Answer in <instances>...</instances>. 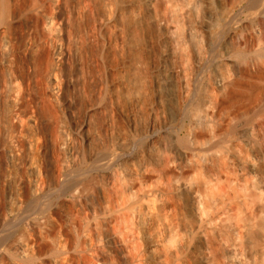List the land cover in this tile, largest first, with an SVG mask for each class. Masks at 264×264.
I'll use <instances>...</instances> for the list:
<instances>
[{
    "label": "bare ground",
    "instance_id": "6f19581e",
    "mask_svg": "<svg viewBox=\"0 0 264 264\" xmlns=\"http://www.w3.org/2000/svg\"><path fill=\"white\" fill-rule=\"evenodd\" d=\"M30 11L42 44L26 51L58 83L50 96L69 122L55 120L57 147L71 158L50 185L33 175L30 196L12 191L13 216L61 203L81 241L68 253L85 263L264 264V0H34ZM10 14L0 0V100L15 121ZM13 216L0 218V244ZM56 226L43 228L47 246Z\"/></svg>",
    "mask_w": 264,
    "mask_h": 264
},
{
    "label": "rangeland",
    "instance_id": "374dc122",
    "mask_svg": "<svg viewBox=\"0 0 264 264\" xmlns=\"http://www.w3.org/2000/svg\"><path fill=\"white\" fill-rule=\"evenodd\" d=\"M33 1L10 0L11 16L7 23L6 32L11 38V58L20 81L18 83L20 88H18L21 95L19 93L20 100H18L15 109L19 112V118L22 120L18 118L12 121L9 118L12 105L9 102L4 103L0 100V117L2 121L0 132V218L5 215H15L10 207V194L12 191L14 193L18 190L22 198L31 195L33 188L27 178L36 175L35 179L38 183L40 182V186H48L56 178L63 177L60 173L61 162L64 159L71 158L68 150L65 151L57 147L60 135L57 134L55 127L59 121L62 123L69 122L65 106L54 99L53 96H50V90L59 94V86L56 87L58 83L47 75L43 77L36 75L32 68V58L26 51L29 41L36 45L42 44V37L36 27L34 13L30 11ZM259 21L260 19H255L251 24L257 27ZM241 29L238 30L239 33L244 31V27ZM44 54L49 63H52L54 60L53 55L47 51ZM8 72L7 66H0V81L8 77ZM65 94L68 97L77 96L72 87L67 88ZM46 96L48 98H45ZM74 108L77 111L81 110L82 102L80 101ZM31 114L36 118L30 120L29 115ZM56 119H58V122H56ZM28 139H31L30 146H27ZM12 146L15 149L11 151L13 154H10L8 148H12ZM16 149L17 151H15ZM32 167H38V172L33 173ZM10 175L16 176L17 179L13 180ZM40 210L34 208L22 212L17 217L13 216L5 231L1 232V237L6 233L14 234L12 238L6 239L0 244L2 264H101L102 258L98 260L96 256L94 258L96 262L88 260L85 263L84 258L79 253L69 255L68 250L70 247L80 248L81 241L75 234L73 225L64 220L66 212L61 203L53 200L51 203L46 204L42 211ZM51 223L57 225L56 228H58L47 246L46 243L42 242V234L46 230L43 228L50 226ZM21 238L28 240L24 241L23 244ZM89 261H92V263Z\"/></svg>",
    "mask_w": 264,
    "mask_h": 264
}]
</instances>
